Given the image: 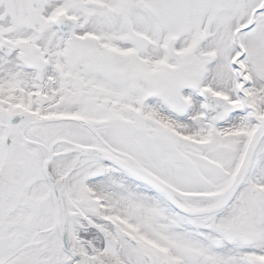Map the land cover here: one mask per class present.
<instances>
[{"label":"snow or ice","instance_id":"obj_1","mask_svg":"<svg viewBox=\"0 0 264 264\" xmlns=\"http://www.w3.org/2000/svg\"><path fill=\"white\" fill-rule=\"evenodd\" d=\"M0 264H264V0H0Z\"/></svg>","mask_w":264,"mask_h":264}]
</instances>
